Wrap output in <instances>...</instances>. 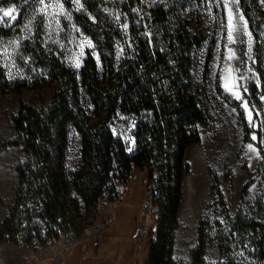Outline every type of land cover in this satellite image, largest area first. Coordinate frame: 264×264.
<instances>
[{"label": "rangeland", "instance_id": "374dc122", "mask_svg": "<svg viewBox=\"0 0 264 264\" xmlns=\"http://www.w3.org/2000/svg\"><path fill=\"white\" fill-rule=\"evenodd\" d=\"M126 3L103 0L96 15L90 14L98 29L113 36L116 70L124 72L137 52L153 53L164 94L185 85L207 112L208 124L198 127L199 141L184 152L181 200L172 231V257L190 264L199 218L224 223L226 213L233 215L259 158L264 88L255 67L254 37L239 0H136L131 8L134 29L123 8ZM9 9L11 14L4 16ZM77 13H87L82 0H4L0 5V221L11 202L15 166L24 150L8 143L15 135L11 118L21 102L47 104L58 89L39 60L54 57L79 69L88 50L101 67L95 43L82 30ZM35 49L40 56L36 60L31 55ZM252 83L258 86L256 92ZM179 100L175 94L167 98L170 103ZM240 116L250 128L249 140L244 141ZM130 119L120 131L126 142ZM80 147V134L72 129L65 151L67 169L79 166ZM133 172L121 201L83 210L78 225L61 240L30 246L0 242V264H146L157 210L142 182L146 171ZM254 193L253 184L245 197ZM204 260L221 262L216 244L206 248Z\"/></svg>", "mask_w": 264, "mask_h": 264}, {"label": "trees", "instance_id": "16d2710c", "mask_svg": "<svg viewBox=\"0 0 264 264\" xmlns=\"http://www.w3.org/2000/svg\"><path fill=\"white\" fill-rule=\"evenodd\" d=\"M135 1L127 0L123 6L131 29ZM82 2L87 13H77L75 18L94 41L101 67L88 50L79 69L54 57L39 60L58 89L47 104L21 102L11 118L15 135L8 143L24 150L15 166L11 202L0 221V242L30 246L36 241L46 245L61 240L78 225L83 210L94 205L99 210L102 204L121 201L124 186L137 169L146 171L142 182L157 210L146 264H184L172 257V231L181 200L180 171L186 167L185 149L199 141L198 127L208 124L207 112L185 85L164 94L153 53H135L119 74L113 36L98 29L90 16L96 15L103 0ZM239 4L254 37L255 67L264 88V0H239ZM31 55L35 60L40 57L36 49ZM210 57L208 53L205 69ZM256 85H250L254 92ZM174 94L181 100L168 102ZM128 116L131 131L126 142L120 131ZM240 120L244 141L249 140L247 121L243 116ZM72 129L80 134V164L69 170L65 151ZM257 138L259 158L254 175L241 188L235 213H226L224 223L199 218L190 264H209L204 253L212 244L219 248V264H264V131H258ZM253 184L255 193L246 198ZM216 193L224 204L218 186Z\"/></svg>", "mask_w": 264, "mask_h": 264}, {"label": "snow or ice", "instance_id": "6c2138e0", "mask_svg": "<svg viewBox=\"0 0 264 264\" xmlns=\"http://www.w3.org/2000/svg\"><path fill=\"white\" fill-rule=\"evenodd\" d=\"M41 3H43V0H41ZM43 10L44 9L42 8L41 11H43ZM11 12H12V10L9 9L7 11H4L3 14H4V16H9L11 14ZM13 18H15V17H13ZM29 23H31V22H29ZM229 38L231 39V34H229ZM249 149L252 150V145H249Z\"/></svg>", "mask_w": 264, "mask_h": 264}]
</instances>
